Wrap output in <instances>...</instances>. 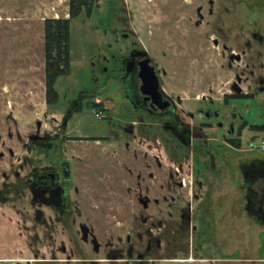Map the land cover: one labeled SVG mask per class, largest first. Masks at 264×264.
I'll return each mask as SVG.
<instances>
[{"label": "rangeland", "instance_id": "374dc122", "mask_svg": "<svg viewBox=\"0 0 264 264\" xmlns=\"http://www.w3.org/2000/svg\"><path fill=\"white\" fill-rule=\"evenodd\" d=\"M69 1L0 0V190L8 197L7 202L0 201V264H80L64 261L66 256L60 250L59 261L45 260H50L54 245L41 242L36 236L31 194L26 189L25 197L21 198L4 191V185L18 183L34 173L38 151L32 140L38 135L52 136L69 103L79 96H91L90 100L104 103L105 110L88 101L89 107L85 106L69 123L72 135H102L109 130L111 119L113 123L135 119L126 117L127 109L119 94L121 58L131 50L133 41L159 69L165 92L184 99V109L194 111L205 98L204 107L213 104L226 114H237L236 124L241 117H260V109L253 105L249 109L254 111L249 114L248 108L237 101L225 107L223 100L238 77L245 81L244 89L250 88L252 93L259 76L264 78V69H259V64L264 63V47L256 44L249 50L245 43L251 39L250 31H264V0H97L90 17L84 10L71 20V70L56 81L58 102L48 104L44 23L46 19L68 18ZM200 8L203 21L198 15ZM197 21L202 22L200 26L195 24ZM182 30L189 31L187 36H182ZM232 54L241 55L243 60L232 62ZM249 64L251 67H247ZM258 99L264 103V93ZM168 135L161 132L156 136L152 132L150 138L143 140L144 144H137V158L126 154L123 138L121 144L112 141L96 146L76 142L62 145L64 160L74 154L86 159L77 161L81 173L82 164L86 163L84 173L90 186V194L78 197L83 213L80 220L94 229L102 247L95 253L91 246L84 245V253L90 258L104 260L105 252L117 247L119 236L125 238L128 233L142 232L146 228L141 225L142 215H150L156 221L167 219L172 202L164 185L168 173L175 172L179 164H183L185 171L181 177L188 184L192 181L195 164L185 159L182 147L172 149L178 144ZM216 135L224 138L226 129L218 128ZM255 136L264 137L263 133L250 130L243 133V150ZM169 137L174 141L172 146L166 145ZM118 144L120 147H116ZM215 144L220 147L221 142ZM229 150L234 173L229 198L228 183H217L209 176L204 184L215 190L210 198L212 215L208 218L197 214L194 228L187 229L182 246L164 245L152 257L155 264H264V224L247 217L243 192L238 190L242 181L239 162L253 153ZM157 159L162 164L160 169ZM131 167L142 175L143 192L150 188L148 210L132 191L135 181L129 174ZM104 169L106 175L101 174ZM149 173H154V181L149 180ZM203 194L204 199L205 190ZM178 196H185L182 200L186 205L192 203L194 208L202 201H193L186 192L180 191ZM156 199L159 205L155 204ZM155 233L162 231L156 229ZM55 238L56 249L62 245L68 250L80 248L76 243L69 244L61 230ZM76 252L75 258H81L80 252Z\"/></svg>", "mask_w": 264, "mask_h": 264}, {"label": "flooded vegetation", "instance_id": "af4514ba", "mask_svg": "<svg viewBox=\"0 0 264 264\" xmlns=\"http://www.w3.org/2000/svg\"><path fill=\"white\" fill-rule=\"evenodd\" d=\"M201 12L202 8L198 9V15L203 21L204 17ZM210 13H213L212 10ZM122 18L120 19L122 20ZM201 21H197L195 24L200 26ZM188 33L189 31L182 30L181 34L187 36ZM249 36L251 39L245 42L249 50H252L256 44L264 47V31L253 30L249 32ZM214 45L217 46L218 41H215ZM125 53L121 58L119 67L121 72L119 94L127 109L126 117L131 116L135 119L125 123H113V119H111L109 120V130L102 135H72L68 131L69 123L72 118L84 111L85 106L89 107L88 101L93 102V105L101 106L105 110L104 103L96 102L94 99L90 100L92 97L88 95L79 96L69 103L61 124L52 136L41 137L38 135L32 140L38 151L37 166L34 173L26 179H20L21 181L18 183L13 182L11 185H4V191L9 190L8 193L12 192L15 196L25 197L26 189L31 194L36 236L41 242L45 241L54 245V249L50 253L51 258L50 260L45 259L46 261H59L57 252L60 250L66 256L64 260L66 262L99 264L100 261H125L127 264L131 262L134 264H155L156 259L152 257L156 252L161 251L164 245L167 247L182 246L187 229L194 228L197 214H204L208 218L212 215L210 198L215 190L213 186L208 188L204 184V181H209V176L217 183L226 181L228 183L227 197L230 195L234 184V173L229 149L253 153L246 155L242 162H239L238 168L240 175H242V181L238 185V190L243 192V210L247 217L254 218L264 224V150L255 146L264 137L255 136L254 141L250 139L247 141L248 146L244 150L242 146V137L246 130L263 133L264 135V130H259L264 127V103L261 99H258V96L264 93V78L259 76L255 93L250 92V88L244 89L242 85L245 81L241 77L237 78V83L231 84V93L224 96L223 105L225 107H228L231 102L237 101L239 105L242 104L248 108L249 114L254 111L249 109L251 105L256 109H260V112H258L259 118L249 117L244 119L241 117L236 124V120L239 118L237 114L233 112L226 114L213 104L204 107L203 102L207 100L205 98L199 101L200 105H195L194 111L184 109V99L165 92L159 69H157L148 53L137 47L135 41L132 43L131 50ZM259 57H263V53L260 51ZM230 59L232 62L243 60L241 55L236 54H232ZM247 67H251V65L249 64ZM150 68H153L157 75V86L150 81ZM259 69H264L263 62L259 64ZM196 100L197 98H195V102ZM218 128L226 129L224 138H218V135H216ZM152 132L156 136L161 132L168 133V136L178 145L173 147L174 141L171 142L172 139L169 137V141L166 143L167 146H172V149L175 150L178 147L185 149L183 153L185 159H191L196 168L195 172L191 173L192 181H189L191 186L181 177L185 172L181 163L175 172L170 171L168 173L167 184L164 185L166 191L171 195L172 202L168 206L167 219L156 221L150 215L147 217L142 215L141 225L146 226L142 232L137 230L128 233L125 238L119 236L117 247L105 252L106 258L104 260L92 259L84 253V245L91 246L95 253H99L102 247L94 229L80 220L83 213L78 205L80 203L79 196L90 194V186L87 182L88 175L84 173L87 171L86 163L82 164L84 167H82V173L77 163V161L80 162L79 160L86 162V159L74 154L76 157L72 155L70 159L64 160L62 145L65 142H76L78 144L94 143L96 146L112 141L121 144L123 138L126 154L137 158V144H144L143 140L150 138ZM218 141L221 142L220 147L215 144ZM116 147H120V145ZM117 154L118 152H116ZM156 162L157 167L162 168V164L158 159ZM106 173L107 169L101 174L106 175ZM222 173H225V175ZM129 174L134 177L135 181L132 191L136 198L139 197V203L143 208L148 210L151 204L150 195L148 194L150 188L143 192L140 183L142 175L138 174L136 169L131 167ZM16 177L20 178V174H17ZM148 177L150 181L155 179L154 173H149ZM201 178H203V181ZM15 184L19 187H15ZM204 190L206 194L203 199L201 195H204ZM180 191L186 192L187 195L190 194L195 202L202 201L196 205V208L193 207L192 203L186 205V201L182 200L185 196H178ZM2 192L0 190V201L7 202L8 197L4 196ZM143 193L146 194L143 195ZM165 199L168 198L165 197ZM154 202L156 205L160 204L158 199ZM172 221L176 223L173 225ZM207 223H210L209 220ZM156 229L162 231V233L156 235ZM59 230L67 235L69 244L76 243L80 247H76V250L80 252L78 255L81 258H75L77 252L73 247L69 250L66 245H62L61 249L55 248L57 245L55 235Z\"/></svg>", "mask_w": 264, "mask_h": 264}, {"label": "trees", "instance_id": "16d2710c", "mask_svg": "<svg viewBox=\"0 0 264 264\" xmlns=\"http://www.w3.org/2000/svg\"><path fill=\"white\" fill-rule=\"evenodd\" d=\"M69 6L68 18L46 19L44 23L48 104L58 102L56 81L59 77L68 75L71 70V20L80 16L84 10L90 17L97 6V0H70ZM97 107L104 110L101 106ZM259 130L263 131L264 127Z\"/></svg>", "mask_w": 264, "mask_h": 264}, {"label": "water", "instance_id": "95a60500", "mask_svg": "<svg viewBox=\"0 0 264 264\" xmlns=\"http://www.w3.org/2000/svg\"><path fill=\"white\" fill-rule=\"evenodd\" d=\"M233 59V57H232ZM150 81L155 84V86H157V83H158V78H157V75L156 73L154 72V69L153 68H150ZM39 126H40V123H39Z\"/></svg>", "mask_w": 264, "mask_h": 264}, {"label": "built area", "instance_id": "2783aa9c", "mask_svg": "<svg viewBox=\"0 0 264 264\" xmlns=\"http://www.w3.org/2000/svg\"><path fill=\"white\" fill-rule=\"evenodd\" d=\"M255 146L257 148H259V149H263L264 150V138L261 139L260 142H258Z\"/></svg>", "mask_w": 264, "mask_h": 264}]
</instances>
